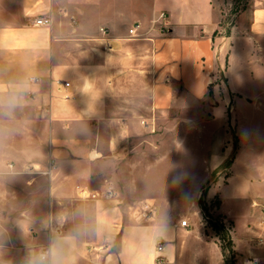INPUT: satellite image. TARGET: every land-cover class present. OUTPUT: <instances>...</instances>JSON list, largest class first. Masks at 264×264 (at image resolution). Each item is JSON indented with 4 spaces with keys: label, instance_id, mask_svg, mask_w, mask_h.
Listing matches in <instances>:
<instances>
[{
    "label": "crops",
    "instance_id": "0c3cea01",
    "mask_svg": "<svg viewBox=\"0 0 264 264\" xmlns=\"http://www.w3.org/2000/svg\"><path fill=\"white\" fill-rule=\"evenodd\" d=\"M223 18L215 0H0V264H157L159 243L165 264H223L191 258L181 223L151 200L134 221L109 168L133 158L151 118L211 87L215 112L239 124L219 188L243 224L236 248L264 264V0Z\"/></svg>",
    "mask_w": 264,
    "mask_h": 264
},
{
    "label": "rangeland",
    "instance_id": "374dc122",
    "mask_svg": "<svg viewBox=\"0 0 264 264\" xmlns=\"http://www.w3.org/2000/svg\"><path fill=\"white\" fill-rule=\"evenodd\" d=\"M215 5L229 28L248 7V0H215ZM219 92L224 93V88ZM214 95L211 87V100H181L170 112L151 118L152 128L140 139L142 144L131 145L133 158H125L127 163H112L109 168L125 203L133 206L134 221L146 223L140 211L151 200L158 205V214L181 223L185 239L191 243V258L218 253L223 264H243L256 258L246 257L242 249L236 248L235 239L243 236V224L237 223L219 191L228 183V168L240 146L239 124L232 118L231 108L227 111L224 106L215 112L223 103L213 100ZM230 145L231 156L216 172L219 158L225 156ZM141 201L144 202L137 205ZM5 206L7 196L1 194L0 212ZM184 221L187 226H182ZM4 242L5 238L1 243ZM256 243V248L264 245L263 240Z\"/></svg>",
    "mask_w": 264,
    "mask_h": 264
},
{
    "label": "built area",
    "instance_id": "2783aa9c",
    "mask_svg": "<svg viewBox=\"0 0 264 264\" xmlns=\"http://www.w3.org/2000/svg\"><path fill=\"white\" fill-rule=\"evenodd\" d=\"M167 17V14L165 12L161 13V19L162 20H165ZM36 24L37 25H46V26H50L52 24V18L51 16H48V17H41L40 19H38L36 21ZM138 25H135L133 27V29L130 30V34L131 35H134L135 34V31L138 29ZM104 33H106V31L103 30ZM145 124V123H143ZM9 168L12 170L14 168L13 165H9ZM104 198L106 199H112L114 197H116V192L114 190L113 187H109L107 189L106 192H104ZM140 214H141V217L142 219L144 220H147L151 217V214H152V209H151V205L150 204H144L142 207H141V211H140ZM182 226H187V222H182ZM164 251H165V244L164 243H159L158 246H157V250H156V253H157V258H156V263L157 264H165V256H164ZM50 253H51V250H50V247H46L43 251V254H42V259L43 260H47L50 256ZM243 264H259L258 261L256 259H250V260H246Z\"/></svg>",
    "mask_w": 264,
    "mask_h": 264
}]
</instances>
